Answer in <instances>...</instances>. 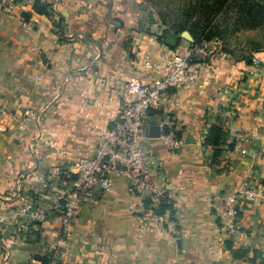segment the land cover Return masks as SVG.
Segmentation results:
<instances>
[{"label":"crops","instance_id":"1","mask_svg":"<svg viewBox=\"0 0 264 264\" xmlns=\"http://www.w3.org/2000/svg\"><path fill=\"white\" fill-rule=\"evenodd\" d=\"M34 1L19 0L13 14L0 10V264L53 258L58 215L47 213L44 228L17 216L31 201L46 211L55 193L50 174L60 159L42 142L55 141L70 157L90 156L118 113L124 82L159 79V70L140 72L139 65L145 56L157 65L172 51L139 0H40L54 18L35 13ZM190 43L181 38L175 50ZM220 43H206L193 60V87L161 100L160 111L179 122L183 147L167 149L160 138L144 143L147 162H162L177 224L168 215L158 224L133 214L136 201L119 177L81 206L75 249L55 257L58 264H264V47L246 57L228 48L220 58L213 55ZM155 116L148 121L159 128ZM216 125L226 133L222 149L232 144L245 154L233 151L226 164L223 152L213 162L202 140ZM244 183L261 197L238 199L239 230L225 237L222 197Z\"/></svg>","mask_w":264,"mask_h":264},{"label":"built area","instance_id":"2","mask_svg":"<svg viewBox=\"0 0 264 264\" xmlns=\"http://www.w3.org/2000/svg\"><path fill=\"white\" fill-rule=\"evenodd\" d=\"M18 2L19 0H0V10L5 14H13ZM204 46L205 44L200 48L182 47L164 53L157 65L145 56L139 65V71L159 70L162 76L148 84H143L136 78L124 82L118 94V113L112 124L100 131L90 156L70 157L57 147L55 141L42 142L44 147L54 149L60 159L50 174L55 193L46 211L39 207L38 201H31L19 208L17 216L31 223H40V227L44 228V216L47 213L56 214L59 226L48 252L53 258L48 261H33L32 264H58L55 257L70 255L75 249L73 226L81 206L94 201L99 194L108 192L119 177L126 180L128 190L136 201V206L131 210L133 214L160 224V218L155 212L160 205L170 203L174 210L172 217L169 211H165L163 216L168 215L177 224L174 214L177 211V200L162 182V162H147L144 143L148 139V117L150 113H154L162 132L159 138L164 146L174 151L183 147L184 141L177 136L180 131L179 122L160 111L161 100L171 89H190L195 85L196 74L192 64ZM214 54L226 58L222 49L214 50ZM252 63L257 66L259 61L252 59ZM27 117L37 119L30 113H27ZM233 151L245 154V151L234 147L232 151H226L224 160L229 161ZM240 197L257 199L261 197V193L248 188L244 183L222 197L218 218L225 237L234 236L239 230L237 201ZM146 200L149 201L148 208L144 207ZM3 221L0 217V225ZM90 249L93 250L94 246ZM102 259L103 256L100 260Z\"/></svg>","mask_w":264,"mask_h":264},{"label":"trees","instance_id":"3","mask_svg":"<svg viewBox=\"0 0 264 264\" xmlns=\"http://www.w3.org/2000/svg\"><path fill=\"white\" fill-rule=\"evenodd\" d=\"M147 2L155 8L154 14L149 13L151 15L149 22H152V16L155 15L157 22L163 28L162 35L158 37L159 42H166L172 51L180 42V34L183 32L190 34L192 47L200 48L211 42L225 44L233 35L243 31L264 29V0H175L168 3H163L162 0H148ZM33 11L54 18L51 6L40 0L34 1ZM171 39L172 44L169 43ZM177 136L180 137V131L177 132ZM225 144L226 133L220 125L211 126L203 136L202 145L213 149V162L222 160L223 152L232 151L234 145L222 149ZM224 162L229 163L227 160ZM148 206L149 201H144V207L148 208ZM165 211H169L172 217L174 210L170 203L160 205L155 214L161 219Z\"/></svg>","mask_w":264,"mask_h":264},{"label":"rangeland","instance_id":"4","mask_svg":"<svg viewBox=\"0 0 264 264\" xmlns=\"http://www.w3.org/2000/svg\"><path fill=\"white\" fill-rule=\"evenodd\" d=\"M148 0H139L140 8L143 12L146 13L148 19H150V14L155 13V8L153 5L147 2ZM174 2L175 0H162L163 3ZM223 47L222 50H227L228 48L238 51V53L245 54L244 57L250 55L253 50L258 51L264 47V29L260 30H250L243 31L236 35H233L225 44L220 43Z\"/></svg>","mask_w":264,"mask_h":264},{"label":"water","instance_id":"5","mask_svg":"<svg viewBox=\"0 0 264 264\" xmlns=\"http://www.w3.org/2000/svg\"><path fill=\"white\" fill-rule=\"evenodd\" d=\"M181 38L187 42H192V38L188 32H183L181 34ZM147 135L148 138H159L160 137L159 128L154 125H149V127L147 128Z\"/></svg>","mask_w":264,"mask_h":264}]
</instances>
